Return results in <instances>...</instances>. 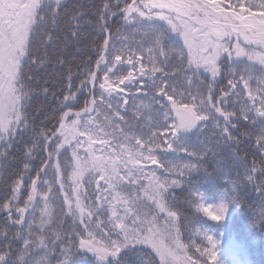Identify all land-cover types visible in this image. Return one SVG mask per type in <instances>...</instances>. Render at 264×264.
<instances>
[{
	"label": "snow or ice",
	"instance_id": "snow-or-ice-1",
	"mask_svg": "<svg viewBox=\"0 0 264 264\" xmlns=\"http://www.w3.org/2000/svg\"><path fill=\"white\" fill-rule=\"evenodd\" d=\"M210 158L264 201V0H0V264H216Z\"/></svg>",
	"mask_w": 264,
	"mask_h": 264
},
{
	"label": "trees",
	"instance_id": "trees-1",
	"mask_svg": "<svg viewBox=\"0 0 264 264\" xmlns=\"http://www.w3.org/2000/svg\"><path fill=\"white\" fill-rule=\"evenodd\" d=\"M100 3V0H94ZM118 25H114L112 31L115 32ZM94 38L95 32H92ZM93 60L95 53H92ZM79 57H77V60ZM37 102L34 107H38ZM190 139L194 140V134L191 133ZM242 144L241 149L248 152V159L251 161L252 148ZM258 162V161H257ZM243 173V166L236 165L228 169L217 168L214 158H210L204 162V167L199 173L189 178L185 187L175 190L176 203L180 211L189 217L190 223L193 225L183 232L185 241H195L201 247L207 246V241L203 236H196L195 229L200 231L217 230L223 235L217 241L216 264H223L231 257H237L242 264H264V201L259 200L251 193L250 185H243L241 189H237L234 181ZM240 191L244 193L245 203L237 205L232 199L233 196ZM193 193H202L203 202L206 204H214L222 201L228 204L229 212L223 221H212L202 214L195 212L187 201L193 200ZM198 203V201H194ZM20 247L18 243L15 245ZM146 252L135 248L120 256V260L116 264H145ZM112 264V261H109Z\"/></svg>",
	"mask_w": 264,
	"mask_h": 264
},
{
	"label": "rangeland",
	"instance_id": "rangeland-1",
	"mask_svg": "<svg viewBox=\"0 0 264 264\" xmlns=\"http://www.w3.org/2000/svg\"><path fill=\"white\" fill-rule=\"evenodd\" d=\"M188 136H189V138H190V136H191V133H189L188 134ZM190 140H192V139H190ZM70 155V154H69ZM169 158L170 159H176V157H174V156H169ZM149 167H155V165H150ZM200 171H197V172H193L192 174H190L187 178H186V183L181 187V188H183V187H185L186 186V184H187V182H188V180H189V178L190 177H192V176H194V175H196L197 173H199ZM181 188H179V189H181ZM177 190V189H176ZM220 203H222V201H220V202H217V203H214V204H212V205H219ZM228 205V204H227ZM228 212H229V207H228V211H227V213H226V215L228 214ZM65 221H66V224H65V226H67V223H70V221L68 220V218L67 217H65ZM207 233H208V235H211L212 237H213V239L214 240H216V241H219V239L222 237V235H223V233L222 232H219V231H217V230H207ZM182 240L184 241V242H186V243H190V244H193L194 246L192 247V249H191V252H190V254H194V258L195 257H198L199 256V254L198 253H196L195 252V245H197V243L195 242V241H185L184 240V237H183V234H182ZM200 246V245H199ZM201 247V246H200ZM203 247V246H202ZM133 249H135V248H133ZM132 249V250H133ZM127 251H125V252H123V253H121V255L122 254H124V253H126ZM111 260V259H110ZM109 260V261H110ZM77 264H96V262L95 261H93L92 259H82V260H79V261H77ZM223 264H242L239 260H238V258L237 257H231V258H229L225 263H223Z\"/></svg>",
	"mask_w": 264,
	"mask_h": 264
}]
</instances>
